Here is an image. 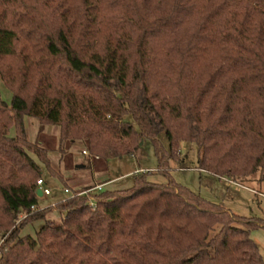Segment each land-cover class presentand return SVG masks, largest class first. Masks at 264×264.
<instances>
[{
  "label": "trees",
  "instance_id": "1",
  "mask_svg": "<svg viewBox=\"0 0 264 264\" xmlns=\"http://www.w3.org/2000/svg\"><path fill=\"white\" fill-rule=\"evenodd\" d=\"M0 79V264H264L250 239L264 225L165 172L187 142L198 169L264 189V0H0ZM27 116L88 161L148 139L168 181L140 171L124 190L77 188L48 220L36 180H66Z\"/></svg>",
  "mask_w": 264,
  "mask_h": 264
},
{
  "label": "rangeland",
  "instance_id": "2",
  "mask_svg": "<svg viewBox=\"0 0 264 264\" xmlns=\"http://www.w3.org/2000/svg\"><path fill=\"white\" fill-rule=\"evenodd\" d=\"M1 99L10 105L11 92L6 89L0 79ZM25 132L31 141H37L48 150L50 165L54 171L63 176V182L59 178L45 175L47 186L51 193L46 197H38V209L52 207L54 204L66 199L70 194L64 193L84 186L94 185L97 182L108 180L104 190H124L133 185L132 175L140 171H149L148 179L153 183L166 184L168 179L158 171L157 157L154 148L148 139H144L139 150L130 156L121 159L111 158L108 161L92 159L83 154L82 143L63 145L59 148V134L57 126H45L43 129L37 119L24 117ZM13 130L11 131V135ZM164 147L167 146L166 138L159 136ZM167 148V147H166ZM197 148L191 143H181L179 156L169 161V167L165 171L167 176L178 185L188 188L214 204H222L234 215L246 218L258 225H264V199L251 190L264 193V189L257 184L254 176L243 186L231 185L228 181L212 176L206 171L198 169ZM62 180V179H61ZM60 213L55 207L46 212V219L58 222ZM44 224L42 220L28 223L21 229V235L35 236L38 229ZM250 239L255 242L258 252L264 259V227L253 229Z\"/></svg>",
  "mask_w": 264,
  "mask_h": 264
},
{
  "label": "built area",
  "instance_id": "3",
  "mask_svg": "<svg viewBox=\"0 0 264 264\" xmlns=\"http://www.w3.org/2000/svg\"><path fill=\"white\" fill-rule=\"evenodd\" d=\"M84 155H87L86 151H83ZM224 180L228 181L229 184L231 185H237V186H241L238 183H236L235 181L231 180V179H226L224 178ZM102 189V185H97L94 186L93 189L89 190L91 193L95 192V191H100ZM36 190H40L41 191V197H46L47 195H49L51 193L50 188L47 186L46 182H43L42 179H38L36 180ZM64 193L70 194V196H73L72 192L69 191V189L64 188L63 189ZM251 192H254L256 195H258L259 197H261L262 199H264V193L262 192H257L254 190H251ZM90 205L93 207V205L95 204V200L90 198L89 199ZM31 210H35V207H31ZM25 217V216H23Z\"/></svg>",
  "mask_w": 264,
  "mask_h": 264
},
{
  "label": "crops",
  "instance_id": "4",
  "mask_svg": "<svg viewBox=\"0 0 264 264\" xmlns=\"http://www.w3.org/2000/svg\"><path fill=\"white\" fill-rule=\"evenodd\" d=\"M221 179H224V178H221ZM111 180L108 179V180H103V181H100V182H97L95 183L94 185L97 186V185H102V189H104V187L107 186V183L110 182Z\"/></svg>",
  "mask_w": 264,
  "mask_h": 264
},
{
  "label": "water",
  "instance_id": "5",
  "mask_svg": "<svg viewBox=\"0 0 264 264\" xmlns=\"http://www.w3.org/2000/svg\"><path fill=\"white\" fill-rule=\"evenodd\" d=\"M37 197H41V191L37 190Z\"/></svg>",
  "mask_w": 264,
  "mask_h": 264
}]
</instances>
